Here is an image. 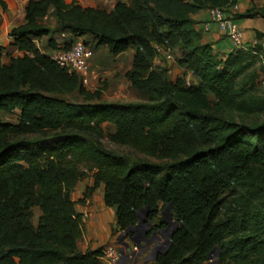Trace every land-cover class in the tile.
Wrapping results in <instances>:
<instances>
[{
	"label": "trees",
	"instance_id": "trees-1",
	"mask_svg": "<svg viewBox=\"0 0 264 264\" xmlns=\"http://www.w3.org/2000/svg\"><path fill=\"white\" fill-rule=\"evenodd\" d=\"M237 3L130 0L106 11L63 0L26 1L24 23L9 32L8 45L23 55L0 48V113L20 111L19 124L0 121V264H103V247L82 253L77 245L84 225L71 192L84 176L81 163L90 167L88 191L103 186L115 233L135 226L145 207L147 221L163 229L162 212L170 205L178 228L150 264H204L214 248L222 264H264V94L256 90L264 64L255 68L264 51L220 55L192 19ZM0 7L5 9L2 0ZM257 10L231 17L264 18ZM263 36L256 34L259 41ZM42 38L56 53L81 40L91 59L102 47L113 56L133 49L125 77L149 99L88 104L93 96L83 76L68 74L44 54ZM156 47L180 54L176 64L183 75L170 79L167 67L154 64ZM66 95L80 96L84 104L60 98ZM103 124L114 129L111 143L144 158L105 149ZM57 132L36 150L20 140ZM36 203L42 217L33 229L26 212Z\"/></svg>",
	"mask_w": 264,
	"mask_h": 264
},
{
	"label": "rangeland",
	"instance_id": "rangeland-1",
	"mask_svg": "<svg viewBox=\"0 0 264 264\" xmlns=\"http://www.w3.org/2000/svg\"><path fill=\"white\" fill-rule=\"evenodd\" d=\"M117 2H123L126 5H129L130 0H92L90 1L89 6H91L92 8L110 11ZM261 5L264 6V3H261ZM85 6L88 5H84V7ZM256 8H258L257 11L260 10L264 12V7L261 8L257 6ZM256 19H262L263 21L261 22V24L262 27H264V18L256 17ZM43 22L49 24L51 21L48 18ZM54 39L57 42H60L61 40L60 36L57 35L54 36ZM82 40L88 42L90 48L93 46V44L87 38H82ZM46 43H47L46 39L42 38L38 45L44 54L53 57V55H55L56 52H54V50L47 49ZM243 46L245 49L262 48V51H264V36L262 40L260 41L258 40V42L255 44L247 43L246 41L243 43ZM133 54H134L133 49H129L126 52L119 54L117 56L111 55L105 47L99 48L98 50H93V58L91 59V65H90L91 66L90 74L86 76L87 84L84 85L85 89L89 91L93 96V99L89 101L88 104H100V103L126 104V103L145 102L149 99L150 95L148 93H141L133 89L131 84L127 81L125 77V74L131 70ZM172 56H173V60L171 61V63L163 62L160 65L168 68L170 79H174L178 76L183 75V71L176 64V60L177 58L180 57V54L177 51H175L173 52ZM4 62H6V60H4ZM255 63H256L255 68L262 66L264 64V56L263 55L256 56ZM256 90L260 95L264 94L263 76H260V78L258 79L256 83ZM60 98L67 101L68 103L84 104L83 98L76 95H66ZM0 121L8 124H19L20 111L15 109L10 111L9 113H0ZM101 129H102V137L100 138V143L105 149L112 151L117 155H126L136 158H144L126 146H120L111 143L108 140L109 134L114 131L111 125L103 124ZM58 134L59 133L57 132V133H47L46 136H41L40 134L26 135V136H21L20 140L25 142V144L28 146L29 149L36 150L43 142L50 141L53 137L57 136ZM147 160L151 162H157V160L151 158H147ZM78 169L82 174H84V176L80 179V181L77 182L73 192H71V200L75 202V204L80 205L82 207V212L85 211L89 214V219L86 222V224H89L91 218L90 210L91 208L96 207L95 205L96 201H94V199L95 197L101 199L102 195H100V192L103 189V186L102 189L96 188L93 192H89L88 189L93 186V179H92L90 167L88 164L81 163L78 165ZM86 181L87 184L88 181L90 182L88 186L86 185L84 187L83 182ZM42 208L43 207L40 206L39 203H36L28 212H26V216L29 219L30 226L33 229L38 226V223L42 217ZM112 216H113L112 213L109 212L106 223H109L112 220ZM112 226L113 225L110 224V227ZM142 231L143 230H140L139 236L142 235ZM111 233H112L111 235L114 237L112 238L113 240L112 245L113 247L118 248V246H115V240L119 237L118 235H120V233H115L114 230H112ZM124 241L128 244L129 249L132 250V248L134 247L132 242L128 238H124ZM83 243L84 241H80V240L78 242V244H82V245ZM78 246H79L78 247L79 251L82 252L80 248L81 245ZM103 246L106 247L109 245L105 244ZM153 246L154 245H152L145 254H140L141 249L140 250L138 249V251H136L137 254L135 255L136 260H133L132 263L130 262L131 259H129L127 264H143L145 258H148L145 264H150L151 261H153V259L155 258V255L158 252H163L167 247L164 244V239H161L160 241H157L155 243L156 252L151 253ZM217 262H219V264H222L219 261V254L217 255V257L215 255H211V257L210 258L208 257V260L204 264H217Z\"/></svg>",
	"mask_w": 264,
	"mask_h": 264
},
{
	"label": "crops",
	"instance_id": "crops-1",
	"mask_svg": "<svg viewBox=\"0 0 264 264\" xmlns=\"http://www.w3.org/2000/svg\"><path fill=\"white\" fill-rule=\"evenodd\" d=\"M5 4V9L0 7V48L3 52H8L11 56L15 57L16 51L9 50L8 48L11 39L9 37V32L24 23L25 19V12L24 8L26 5L27 0H2ZM65 3L69 4L71 2H76L80 6L84 7V5H88L85 7H91L90 1L92 0H63ZM258 1V2H256ZM259 3V4H258ZM264 3V0H239L235 8L228 9V15L232 16L235 14H240L245 12L248 9L259 7H264L261 5ZM256 4V5H255ZM258 9V8H256ZM192 19L195 23L196 29L202 32L203 41L206 43H210L213 45V48L218 52L220 55L227 54L233 48L229 40L225 37V35L218 29L217 25L210 24L207 31L203 29L204 24L208 22V14L207 10L200 11L194 16ZM262 19H244L238 20L237 23L243 32V42L247 43H254L258 42L256 37L257 33H264V27H262ZM7 49V50H6ZM87 181L83 182L84 187L87 185ZM82 184V183H81ZM98 189H102V185L98 187ZM99 195V194H98ZM100 195L103 196V189L100 192ZM98 199L95 197L94 201H96V207L91 208V218L89 224L84 225L82 231V237L80 241H84L81 245L82 253L86 252L87 250H96L98 247H102L105 244L112 245V238H114L111 234V231H115V220H114V211L113 209L106 208L103 204V197ZM100 201V202H99ZM75 211L77 214H81L82 207L80 205L75 204L74 206ZM109 212L112 213V220L109 222L113 226L110 227L109 223H106L108 219ZM111 243V244H110ZM79 247V246H78ZM104 247V246H103ZM135 260V259H134ZM103 263V262H102Z\"/></svg>",
	"mask_w": 264,
	"mask_h": 264
},
{
	"label": "built area",
	"instance_id": "built-area-1",
	"mask_svg": "<svg viewBox=\"0 0 264 264\" xmlns=\"http://www.w3.org/2000/svg\"><path fill=\"white\" fill-rule=\"evenodd\" d=\"M239 1V0H238ZM236 6L232 7L235 8ZM208 22L204 24L203 29L208 30L210 24L217 25L218 29L225 35L229 40L231 47L234 50L243 49V32L239 27L238 23L232 19L226 11L220 8H214L207 10ZM63 36V35H62ZM257 42H254L255 44ZM156 51L159 54L154 60L155 65H161L163 62H170L173 60L172 54L170 52L164 51L163 49L156 47ZM17 56H22L23 53L17 52ZM91 52L83 44L81 40H76L70 43V48L66 51L57 52L53 55L52 60L62 69L66 70L68 74L78 73L83 76L82 83L83 85L87 84V73L89 69V61L91 59ZM186 84L189 85L188 78L186 79ZM89 219V214L87 212L81 213V224L85 225ZM123 232L120 233V235ZM118 235V236H120ZM119 238V237H118ZM118 238L115 240V246L109 245L103 247L101 251V261L103 264H127L128 260L133 263L135 255L137 254L135 247L132 250L124 251L121 253L119 250L121 245L118 244ZM127 257V260L124 261V257Z\"/></svg>",
	"mask_w": 264,
	"mask_h": 264
},
{
	"label": "water",
	"instance_id": "water-1",
	"mask_svg": "<svg viewBox=\"0 0 264 264\" xmlns=\"http://www.w3.org/2000/svg\"><path fill=\"white\" fill-rule=\"evenodd\" d=\"M147 210H148L147 207L140 210L137 213L138 223L135 226L130 227L127 230H125L119 236L118 244L121 245V248L119 251L121 253H123L124 251L130 250L128 244L124 241V238H128L132 242V244L134 245V247L136 249H141L140 254H145L152 245H154V246L151 250V253L156 252L155 251V248H156L155 243H153V241H152L153 237L156 236L158 241H160L161 239H164V244L167 247L163 252H158L155 255V258L153 259V260H155L159 254L160 255L164 254L166 252V250L168 249V247L170 246V244H171L170 238L172 237L173 233L178 228V223L173 220L170 205H167V207L162 212V219L165 222L166 226L163 229H160L159 231L153 232L151 234V236L147 237L148 229L151 227V222L147 221ZM140 230H143L141 236H139ZM218 254H219V250L214 248L209 253L208 257L210 258L211 255H215L217 257ZM127 257L128 256L124 257V261L127 260ZM135 260H136V256H135ZM147 260H148V258H145L143 264H145ZM217 264H219V262H217Z\"/></svg>",
	"mask_w": 264,
	"mask_h": 264
},
{
	"label": "flooded vegetation",
	"instance_id": "flooded-vegetation-1",
	"mask_svg": "<svg viewBox=\"0 0 264 264\" xmlns=\"http://www.w3.org/2000/svg\"><path fill=\"white\" fill-rule=\"evenodd\" d=\"M156 231H159V229H154L153 228V224H151V227L148 229V235H147V237L151 236V234L153 232H156ZM152 241H153V243H156L158 241L157 238H156V236L153 237Z\"/></svg>",
	"mask_w": 264,
	"mask_h": 264
}]
</instances>
